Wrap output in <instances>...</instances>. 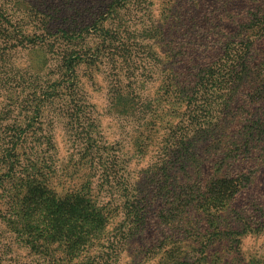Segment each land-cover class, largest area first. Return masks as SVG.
<instances>
[{
  "label": "trees",
  "instance_id": "trees-1",
  "mask_svg": "<svg viewBox=\"0 0 264 264\" xmlns=\"http://www.w3.org/2000/svg\"><path fill=\"white\" fill-rule=\"evenodd\" d=\"M182 1L174 10V0H167V12L156 19L154 0H0V39L10 38L5 27L9 23L24 27L40 23L33 33L41 38L32 46L52 52L37 71L29 67L24 72L11 68L0 72V87L14 90L18 96L11 95L12 100L22 95L25 105L31 101V114L46 116L59 100L56 116H63L64 106L77 100L78 90L69 85L62 92L49 70L56 55L53 49L61 47L56 42L63 27L71 43L72 28L103 15L99 27L104 25L101 30L121 49L112 54L108 67L116 93L113 100H123L128 120L123 138L98 145L96 135H77L81 161L68 190L75 198L67 201L86 203L83 208L77 204V243L86 245L80 255L65 261L50 249L41 237L44 229H36L47 223L44 216L39 215L34 226L33 216L17 217L12 205L9 212L5 209L3 223L31 248L36 256L32 264H93L88 256L103 248L108 249L103 253L107 258L100 264H232L226 259H236L244 236L264 234V0H184V6ZM229 12H236L230 17L237 25L230 33L217 18H227ZM16 47L0 46V64L12 63L5 52H15ZM162 47L179 56H167L170 69L158 68L165 77L151 97L146 94L153 78L151 60L138 53L155 52L152 58L158 60L156 49ZM58 57L60 64L67 60L65 54ZM67 75L68 70L60 72V78ZM81 114L76 108L70 118L79 120ZM40 140L41 136L29 140L20 135L13 144L8 136H0V187L6 173L14 181L48 186L60 177L50 170L52 156L40 155ZM209 141L218 159L205 179L198 155ZM6 149L14 151L13 157L6 158L10 155H4ZM147 157L150 162L140 171L137 165ZM20 168L23 176L16 174ZM63 191L64 187L51 191V199L66 196ZM20 194L7 198L17 204L23 200ZM47 201L56 215L50 197ZM199 211L207 214L204 220L197 217ZM194 215L196 224L190 220ZM46 228H51L50 222ZM150 228L158 235L138 244ZM213 230L219 240L204 242L202 238ZM216 242L221 248L209 260L207 254ZM196 253L199 259L193 261Z\"/></svg>",
  "mask_w": 264,
  "mask_h": 264
},
{
  "label": "rangeland",
  "instance_id": "rangeland-1",
  "mask_svg": "<svg viewBox=\"0 0 264 264\" xmlns=\"http://www.w3.org/2000/svg\"><path fill=\"white\" fill-rule=\"evenodd\" d=\"M154 2L153 10L156 15L155 18L158 19L163 11L167 12L165 9L168 3L167 0H154ZM180 3L181 0H174V4L171 7L176 10ZM184 3L185 1L183 0L182 5ZM234 13L236 12L227 13V18L222 16L220 19V16L217 17L220 22L219 24H225L224 27L228 33L232 32L231 29L237 27L236 24H232L234 23L232 21L233 18L230 17V15ZM102 16L99 18L92 16L84 20L78 26L72 28L69 31V34L73 35L71 38H74L71 41L72 44L68 41L69 36L64 34L65 28L63 27L59 35L60 37H58V42H56L58 45H61V47L59 49H53L56 55L54 56L55 58L50 61L49 70L54 73V80L56 81V85H58L57 87L63 90L62 92H65L66 87L69 85H72L78 90L77 100L70 105L64 106L67 111H63V116H56V113L59 111L57 107L59 100L54 104V108L51 110L50 108L48 109L49 113L45 114L46 116H41L44 114L34 115L30 113V107H32L31 101H27L31 106L25 105L22 95H19L20 97L18 99L12 100L11 95H13L12 93L14 90L9 89V86L0 87V136H8L13 144L20 135L29 140L41 136L40 141L42 143L43 152L40 155H44L45 153L49 159L50 156H52L54 165H52V169L50 170L56 171V174L60 176L59 178L55 177L52 185L48 186L46 183L40 184L39 181L28 184L21 181H14L11 179L10 175L6 173L2 179L3 185L0 187V264H32L36 259V256L31 252V248L26 246L21 239L18 238L17 234L10 231L6 224L3 223L5 222L2 219L5 215V209L9 212V207L11 205L14 207V214L17 215V217L33 216L37 219L34 226H37L39 223V215L41 218L42 216L45 217L42 218V220L47 221V223L37 226L36 229H44L46 234L42 232L41 237L49 245L50 249L56 250L53 251L59 254L58 256L60 259L70 261L72 258H76L80 255L81 249L86 246L77 243L79 241V233L76 225L77 218L79 217L77 214L78 206L83 208L86 203L80 205L83 199H78V203L77 201H72L71 203L67 201L68 199L74 200L75 198V195H72L68 190L73 187V182H71L70 178H75L74 172L81 161L77 135L81 132H83V134L90 133L97 136L98 145L102 144V141H107L103 143L112 144L123 138V129L128 123V120H126L122 112L123 107H121V104L123 100L119 99L118 102H114L113 100V94L116 93H113L115 92L114 82L111 79L108 67L112 54L114 52L120 54L121 49L118 41L111 39L106 32L101 30L104 29L105 26L99 27L101 23L97 21L102 19ZM5 27L7 28L6 34H8L10 38L0 39V46L4 48L16 44L17 47L15 52H10V50L5 52L6 55L8 54V57L12 58V63L0 64V72H7L9 70L8 68H11L12 71L20 69L22 72L29 67H32L36 71L39 70L42 67L41 65L46 62L48 56H51L50 53H52L46 48L32 46L35 43H39L38 39L41 38V36L35 35L33 31L40 28L41 24L36 23V25L24 27L22 24H17V22L14 21V23L5 25ZM95 28L97 30L96 33L94 32ZM56 30L58 29H55V31ZM56 38L57 37H54L52 39L55 40ZM42 39L45 40L43 36ZM110 42L113 45H111ZM27 46H30V49H24V47ZM159 50L158 52V49H156L158 60L156 58L153 60L155 52L138 53L139 58H147L148 56L151 60L148 66L152 70L151 75L153 78L149 80V89L146 92V94L150 93L151 97L158 92L161 80L165 77H160L158 68L170 69L168 68L170 65L166 64V61L170 60L167 56L174 55L176 58L179 56L178 52H165V48L163 47ZM262 50H264V45L262 46ZM60 54H65L67 59L61 64L59 62L60 57H58ZM172 68H174V66ZM67 70L68 75L60 78V72L62 71L64 73L67 72ZM145 78L146 77H144V79ZM13 96L16 97L18 95ZM24 96H29L28 92H25ZM29 99L31 98L29 97ZM76 108L80 112L82 111L79 120L75 119L74 116L70 118V114H72L73 110H76ZM127 149L133 153L132 147H128ZM127 149L125 151H128ZM0 151L3 150L1 149ZM215 151L216 150L211 147V141L204 142L200 148L198 156L201 158L204 167L201 176H204L203 178L205 179L209 176L213 164H215L218 159V154ZM22 152H24V150H22ZM13 153L10 149H6L4 155L10 154L8 155L9 157H6L8 159L13 157ZM1 159L2 158H0V160ZM150 159L151 158L147 157L140 162L137 165V169L142 171L146 168ZM259 164L262 165L263 162L260 161ZM37 166H40L38 168L41 169L44 167L43 164ZM16 174L18 176H23L24 171L20 168ZM137 175L140 174L138 173ZM39 179L44 181L42 177H39ZM261 181H263L261 186L264 189V178H261ZM39 187L42 189L40 190ZM63 187V193L66 194V196L59 197L58 201H53L52 199L55 198L51 199V191L56 190L58 192ZM259 189H261L260 186ZM4 190L6 193H3ZM18 194H20V197L23 196V200L20 199L19 203H12V200L8 199L11 195H14L15 197L13 198L15 199ZM49 197L51 203L56 207V215L52 214L53 210L51 211L50 207L47 205V203H49L47 201ZM60 199L62 201H60ZM203 212L199 211L197 217L200 216L204 220L207 214ZM195 216L196 215L190 217L193 224H196L195 222L198 220ZM55 217H57V219ZM52 218H54V220H51ZM49 222L51 224L50 229L46 228ZM210 232V234H205L202 238L204 242H208L209 239L213 238L214 241L219 240V237L212 236V233L214 234L215 232L214 230ZM158 233L159 232L155 228L147 229L142 234L141 239L138 240V244L141 245L153 240L154 236H157ZM212 246L214 250H211V252L207 254V256L210 257L209 260H211L212 254L221 248L218 242ZM65 248L71 249L69 255L63 250ZM42 249H44V245ZM107 251L108 249L106 248H103L101 252L92 251L87 261H91L93 264L103 263L107 258L103 253ZM198 254L199 253H196L194 255L193 261L199 259ZM67 256H69V258ZM234 256L236 259L227 257L226 261L232 260V264H264V234H248L244 236L242 238L240 251L238 249ZM86 259L87 258H85V260ZM123 260L124 263H126L129 260L128 255L125 256ZM229 264H231V262H229Z\"/></svg>",
  "mask_w": 264,
  "mask_h": 264
}]
</instances>
